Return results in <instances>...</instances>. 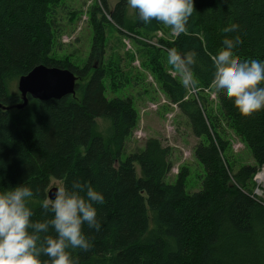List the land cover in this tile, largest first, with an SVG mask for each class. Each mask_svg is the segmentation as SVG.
Segmentation results:
<instances>
[{
	"label": "trees",
	"instance_id": "obj_1",
	"mask_svg": "<svg viewBox=\"0 0 264 264\" xmlns=\"http://www.w3.org/2000/svg\"><path fill=\"white\" fill-rule=\"evenodd\" d=\"M65 1L0 0V190L30 186L37 220L45 218L40 201L48 198L51 180L69 188L87 183L101 191L104 203L95 205L100 229L83 225L91 247L71 250L78 264H264V200L252 194V178L264 165V109L241 115L217 90L216 106L209 101L213 57L225 36L239 44L236 60H264V0H194L186 32L158 39L159 47L140 43L156 59L151 70L161 90L198 138L193 152L203 174L194 192L185 189V170L173 183L165 181L171 148L155 137L123 158L137 110L127 96L106 95L123 84L116 63L103 61L105 25L146 37L171 28L155 20L146 25L135 10L128 21L127 0H116L112 7L98 0L90 7V54L77 68L55 55L60 33L55 18L67 7ZM232 24L237 29L225 33ZM170 48L194 54L195 95L187 96L157 59ZM39 64L72 71L74 96L28 97L26 106L14 108L21 102L16 80ZM101 118L108 123L104 135L97 129ZM226 127L253 163L236 166Z\"/></svg>",
	"mask_w": 264,
	"mask_h": 264
},
{
	"label": "clouds",
	"instance_id": "obj_2",
	"mask_svg": "<svg viewBox=\"0 0 264 264\" xmlns=\"http://www.w3.org/2000/svg\"><path fill=\"white\" fill-rule=\"evenodd\" d=\"M127 5L137 12L139 21L147 25L155 20L175 34L186 32L195 11L194 0H127ZM237 27L232 24L224 32L232 33ZM222 45L213 57L212 84L232 100L241 115L264 109V60H236L234 51L239 44L228 36ZM167 63L179 74L184 88L196 89L193 53L170 48ZM33 196L25 183L0 190V264H78L71 250L91 247L83 225L100 229L95 205L104 203V194L87 183L59 187L54 198L40 201L45 218L39 220L33 219ZM41 257L48 259L42 261Z\"/></svg>",
	"mask_w": 264,
	"mask_h": 264
},
{
	"label": "rangeland",
	"instance_id": "obj_3",
	"mask_svg": "<svg viewBox=\"0 0 264 264\" xmlns=\"http://www.w3.org/2000/svg\"><path fill=\"white\" fill-rule=\"evenodd\" d=\"M98 0H66V8L59 11L55 18L56 29L60 31L58 35V46L56 57L67 60L77 68H82L88 55L90 54L93 29L90 25V7L98 4ZM116 0H107L110 7L114 6ZM105 17L109 19L108 14ZM126 19H134L133 9L127 6ZM105 39L103 42V61L113 67L114 62L117 65L120 78H122V87H113L111 96H127L131 99L137 110L138 119L135 127L125 140L123 149V158L132 152H138L142 149L146 139L155 137L171 148L170 162L171 170L165 178L168 183H173L176 175L181 170H185L188 175L185 181L187 192H194L200 188L202 179V168L194 157V146L198 142L185 119L178 111L177 107L171 104L168 98L161 90L159 84L153 76L151 62L156 59L150 51V47L141 44H148L159 47L158 39H171L176 34L172 30L157 31L154 34L141 36L139 33L121 34L118 29L106 24L104 27ZM159 61L163 62L165 70L176 77L179 82L181 77L167 63V53L161 51L158 53ZM93 65V64H92ZM112 70V69H111ZM92 71H89V76ZM106 84L111 85V78L107 77ZM17 82L15 90L17 91ZM181 83V82H180ZM187 96L195 95L196 89L187 88ZM217 89L213 86L209 92V101L216 103ZM216 106V104H215ZM213 106V107H215ZM98 131L102 135L106 133L108 123L104 119H97ZM226 139L229 142V152L236 162V166L243 163H253L252 156L243 142L228 127L225 128ZM264 165L259 169L258 176L264 180ZM259 180V181H258ZM256 182L252 178V194L260 200H264V184L261 178ZM258 184V185H257ZM51 187H61L58 181L51 180Z\"/></svg>",
	"mask_w": 264,
	"mask_h": 264
},
{
	"label": "water",
	"instance_id": "obj_4",
	"mask_svg": "<svg viewBox=\"0 0 264 264\" xmlns=\"http://www.w3.org/2000/svg\"><path fill=\"white\" fill-rule=\"evenodd\" d=\"M76 81L77 76L67 68L39 64L18 78L17 90L21 102L17 103L14 108L21 109L26 106L28 97L48 101L74 96ZM57 189V187H51L47 192L48 198L52 196L54 198Z\"/></svg>",
	"mask_w": 264,
	"mask_h": 264
},
{
	"label": "built area",
	"instance_id": "obj_5",
	"mask_svg": "<svg viewBox=\"0 0 264 264\" xmlns=\"http://www.w3.org/2000/svg\"><path fill=\"white\" fill-rule=\"evenodd\" d=\"M262 171H264V169L262 170ZM261 173V172H260ZM260 173H256L254 176H253V179L256 181V182H258L259 180V178H258V175L260 174ZM258 180V181H257ZM263 181V184H264V180H262Z\"/></svg>",
	"mask_w": 264,
	"mask_h": 264
},
{
	"label": "bare ground",
	"instance_id": "obj_6",
	"mask_svg": "<svg viewBox=\"0 0 264 264\" xmlns=\"http://www.w3.org/2000/svg\"><path fill=\"white\" fill-rule=\"evenodd\" d=\"M264 172V171H263ZM258 178H261V180H262V177H260V176H258ZM258 185V184H257Z\"/></svg>",
	"mask_w": 264,
	"mask_h": 264
},
{
	"label": "flooded vegetation",
	"instance_id": "obj_7",
	"mask_svg": "<svg viewBox=\"0 0 264 264\" xmlns=\"http://www.w3.org/2000/svg\"><path fill=\"white\" fill-rule=\"evenodd\" d=\"M20 95V94H19ZM21 101V100H20Z\"/></svg>",
	"mask_w": 264,
	"mask_h": 264
}]
</instances>
